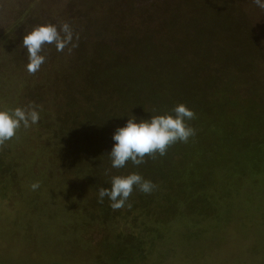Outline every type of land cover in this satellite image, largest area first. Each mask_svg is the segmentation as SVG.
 Instances as JSON below:
<instances>
[{
    "label": "rangeland",
    "instance_id": "374dc122",
    "mask_svg": "<svg viewBox=\"0 0 264 264\" xmlns=\"http://www.w3.org/2000/svg\"><path fill=\"white\" fill-rule=\"evenodd\" d=\"M74 2L0 0V109L35 105L40 111L38 124L22 127L0 146V264H118L111 245L117 239L125 248L119 264H128L129 257H135L134 264H264L262 144L253 142L257 156L254 146L222 143L206 158L218 173L210 176L203 170L189 184L144 177L162 192L134 189L118 210L106 197L98 202L100 186L87 182L88 167L82 166L86 171L79 174L71 161L51 157L53 141L42 128V120H49L43 109L50 103L42 101V86L67 70L73 51L69 46L57 52L54 45H45L46 61L32 74L26 71L21 42L36 25L58 24ZM241 6L264 47V9L255 0H241ZM81 8L86 13L93 4ZM104 15L108 12L100 17ZM257 66L264 79V60ZM248 132L252 139L263 138L264 125ZM187 167L183 164L182 170ZM35 182L39 188L33 191ZM138 241L144 254L137 258L132 242Z\"/></svg>",
    "mask_w": 264,
    "mask_h": 264
},
{
    "label": "trees",
    "instance_id": "16d2710c",
    "mask_svg": "<svg viewBox=\"0 0 264 264\" xmlns=\"http://www.w3.org/2000/svg\"><path fill=\"white\" fill-rule=\"evenodd\" d=\"M90 2L93 8L84 13L81 6ZM63 22L80 38L70 46L67 70L42 86V101L50 103L42 128L53 141L51 157L71 161L79 174L88 167L89 184L110 187L112 176L130 172L189 184L203 170L218 173L206 158L228 140L254 146L259 155L254 143L264 146V137L246 132L264 125V79L257 66L264 47L241 0H76L57 25ZM179 103L195 112L187 121L195 129L188 142L170 145L164 156H146L139 166L111 167L107 154L118 127L131 115L148 119ZM162 190L155 185L150 194ZM144 224L148 232L149 220ZM117 240L111 245L119 264L125 248ZM138 242H132L137 258L144 254ZM125 260L136 263L135 257Z\"/></svg>",
    "mask_w": 264,
    "mask_h": 264
},
{
    "label": "clouds",
    "instance_id": "9594fccd",
    "mask_svg": "<svg viewBox=\"0 0 264 264\" xmlns=\"http://www.w3.org/2000/svg\"><path fill=\"white\" fill-rule=\"evenodd\" d=\"M256 5L264 9V0H255ZM79 34L68 22L59 25L41 23L32 27L22 37V45L27 52L26 71L36 73L46 61L45 45H54L57 52L65 48L77 47ZM195 118V112L184 103L175 105L170 112L157 115L151 114L148 119L137 121L131 115L126 124L118 127L113 135L114 141L107 154L111 167L124 168L128 162L134 166L145 163V157L155 158L158 153L164 156L170 145L176 142H188L195 135V129L187 121ZM40 111L35 105L0 109V146L12 140L19 129H28L38 124ZM110 187L98 189V202L103 203L105 197L110 201L113 210L121 209L128 202L134 189L150 194L155 184L145 179L139 172L127 175H115L108 182ZM33 191L39 188V182L31 184Z\"/></svg>",
    "mask_w": 264,
    "mask_h": 264
}]
</instances>
